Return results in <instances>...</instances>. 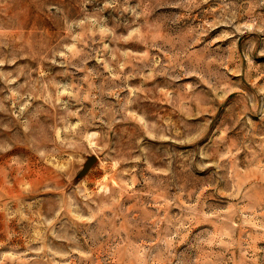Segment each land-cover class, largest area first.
Segmentation results:
<instances>
[{
	"label": "rangeland",
	"instance_id": "obj_1",
	"mask_svg": "<svg viewBox=\"0 0 264 264\" xmlns=\"http://www.w3.org/2000/svg\"><path fill=\"white\" fill-rule=\"evenodd\" d=\"M0 264H264V0H0Z\"/></svg>",
	"mask_w": 264,
	"mask_h": 264
}]
</instances>
